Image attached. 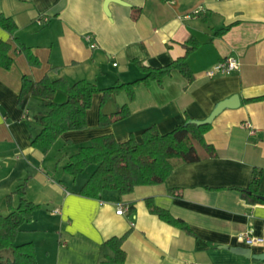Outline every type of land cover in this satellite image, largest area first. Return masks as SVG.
Returning <instances> with one entry per match:
<instances>
[{
    "label": "crops",
    "instance_id": "obj_1",
    "mask_svg": "<svg viewBox=\"0 0 264 264\" xmlns=\"http://www.w3.org/2000/svg\"><path fill=\"white\" fill-rule=\"evenodd\" d=\"M122 1H110L106 12L105 0H0V14L15 19V36L41 61L40 67L31 66L14 38L0 28V40L11 44L13 58L10 69L0 66V213L10 212L7 195L30 177L26 198L41 208L22 225L17 242L35 243L38 264H102L105 254L112 255L104 243L124 235V264L254 263L232 248L264 252V204L247 201L240 190L258 168L264 195V0ZM134 8L141 9L137 19ZM228 25L225 34L215 35ZM191 37L200 42L188 60L193 81L174 70L161 85L138 84L133 100L122 92L103 106L102 94L96 93L87 109L88 128L65 132L47 154L31 145V135L39 131L33 118L41 109L31 95L18 102L24 75L34 81L46 74L69 82L85 79L106 88L142 78L134 60L162 67L182 57ZM226 57L237 58L239 69L207 77L206 70ZM233 95L240 105L218 114L204 136L216 155L199 147L202 158L176 167L163 183L139 185L129 194L106 191L96 199L78 194L94 165L89 175L91 166L76 179L63 169L71 155L66 146L76 150L106 134L141 141L153 125L161 133L171 132L186 115L208 118ZM55 97L57 102L66 99L62 92ZM124 105L128 117L99 125L100 111L110 114ZM245 122L252 123L254 134ZM12 196L17 207L20 195ZM148 200L185 221L192 233L153 214ZM118 206L128 207L124 215L117 214ZM246 232L260 242L246 244L241 237Z\"/></svg>",
    "mask_w": 264,
    "mask_h": 264
},
{
    "label": "trees",
    "instance_id": "obj_2",
    "mask_svg": "<svg viewBox=\"0 0 264 264\" xmlns=\"http://www.w3.org/2000/svg\"><path fill=\"white\" fill-rule=\"evenodd\" d=\"M134 19H137L141 9L134 8ZM232 25L225 26L215 32V35L225 34ZM0 28L7 31L17 44L18 50L27 58L31 66L40 67L41 61L33 53L30 46H26L15 35L18 25L11 16L0 14ZM185 54L162 67H149L139 60H134L136 67L143 77L132 82L117 81L106 88H99L95 83L81 79L69 82L66 78L52 79L46 74L39 81H34L31 75L22 78V89L18 99L24 102L28 96L40 100L38 111L34 115V123L39 128L35 135H31V145L42 153L47 154L58 139L68 131L84 130L88 128L87 109L92 105L96 93H101L103 106L112 96L126 92L129 99L135 98V87L142 83L156 81L160 85L174 70H178L188 81H193L194 73L189 66V57L200 47V42L189 38L186 43ZM12 46L9 42L0 40V66L10 69L13 58L10 56ZM58 92L66 95V99L57 102L55 96ZM259 98H254L257 100ZM130 114L127 105L120 107L113 113L106 114L100 111L99 125L107 126L118 122ZM186 115L183 123L177 125L171 132L161 133L153 125L142 133L141 141L131 135L126 141H118L112 134L97 136L87 145L79 146L72 153L64 165L65 172L75 177L83 174L88 167L94 165L95 169L90 178L81 187L78 194L101 198L106 191H117L120 194H129L139 185H155L163 183L174 171L184 163L200 160L202 157L198 148L209 156L216 155V150L205 140V133L211 124L197 125ZM67 141V144H71ZM262 169L255 168L247 187L240 188L244 198L251 203H263L260 190ZM30 177L24 178L16 189L7 195L6 202L10 212L0 213V264H38L36 245L34 242L18 244L17 238L22 225L33 220L34 212L41 208L26 198ZM176 195V189H171ZM20 195L19 205L13 206V196ZM151 212L165 222L174 225L186 232L192 233L188 224L162 208L157 207L150 200L147 201ZM124 236H113L108 239L107 246L112 255H104L102 264H124L126 251L123 249Z\"/></svg>",
    "mask_w": 264,
    "mask_h": 264
},
{
    "label": "built area",
    "instance_id": "obj_3",
    "mask_svg": "<svg viewBox=\"0 0 264 264\" xmlns=\"http://www.w3.org/2000/svg\"><path fill=\"white\" fill-rule=\"evenodd\" d=\"M166 1H172V0H166ZM199 11V10H198ZM196 11V12H198ZM86 40L90 43L91 47L94 48L96 46V43L93 41L91 35H86ZM238 59L235 57H226L223 60L219 61L217 64L213 65L209 69L206 70V76L209 78H213L218 75H229L232 72L239 69V63ZM244 125L249 129L250 134L255 133V129L250 122H245ZM128 210V207L126 206H118L117 214L118 215H124L125 212ZM56 211H58L56 209ZM243 240L246 244L252 246L258 242H260V238L257 239V237L252 236L250 233L246 232L241 235ZM195 264H203V263H195ZM211 264V263H207ZM251 264H264V261L256 260L254 263Z\"/></svg>",
    "mask_w": 264,
    "mask_h": 264
},
{
    "label": "water",
    "instance_id": "obj_4",
    "mask_svg": "<svg viewBox=\"0 0 264 264\" xmlns=\"http://www.w3.org/2000/svg\"><path fill=\"white\" fill-rule=\"evenodd\" d=\"M110 1H116L119 3H124L122 0H105L104 9L106 12H108V4L110 3ZM239 105H240L239 96L233 95L232 97L225 99V101L222 100L221 102H219L208 118H206L204 120H192L191 122L195 123L197 125L211 124L213 122V120L218 116V114H220L224 109L235 108V107H238ZM261 199L264 201V196H261ZM232 251L234 253L243 255L248 259L252 258L255 260L259 259V261H264V252L258 253V254L253 253L252 248H250V247H247V248L233 247Z\"/></svg>",
    "mask_w": 264,
    "mask_h": 264
},
{
    "label": "rangeland",
    "instance_id": "obj_5",
    "mask_svg": "<svg viewBox=\"0 0 264 264\" xmlns=\"http://www.w3.org/2000/svg\"><path fill=\"white\" fill-rule=\"evenodd\" d=\"M58 148H59V146H58ZM76 150H74V149H72V147L71 146H66V150H65V152H68V153H74ZM57 152V151H56ZM93 169H94V166H91L88 170H87V172L85 173V175H89L90 174V172H92L93 171ZM18 243V242H17ZM40 260H41V254H40ZM43 258V257H42Z\"/></svg>",
    "mask_w": 264,
    "mask_h": 264
}]
</instances>
